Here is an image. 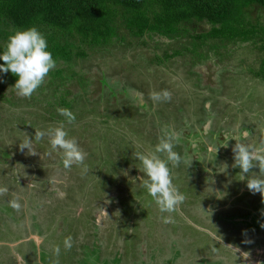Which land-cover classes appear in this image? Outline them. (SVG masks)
Instances as JSON below:
<instances>
[{
	"label": "rangeland",
	"instance_id": "rangeland-1",
	"mask_svg": "<svg viewBox=\"0 0 264 264\" xmlns=\"http://www.w3.org/2000/svg\"><path fill=\"white\" fill-rule=\"evenodd\" d=\"M252 15L264 24V8L256 6ZM191 28L196 33L208 25ZM119 33L124 38L103 49L70 38L78 85L68 83L71 90L77 86L69 104L57 101L60 77L52 73L43 82L46 87L26 98L13 88L16 76L0 72V186L9 188L0 196V264H264L260 219L244 215L255 226L238 224L246 233L256 228L255 235L223 231L230 229L232 192H239L241 207L251 192L247 176L259 175L260 168L242 174L233 167L235 139L219 146L227 142L226 135H247L251 147H264V81L253 74L264 56L261 43L221 44L218 54L200 60L203 67L195 72L191 51L160 63L155 55L163 54V44L158 48L154 40L134 37L125 27ZM191 39L167 43L176 49ZM80 50L86 54L80 56ZM200 74L210 79L202 78L197 86L191 76ZM162 90L171 99L153 102L149 94ZM61 107L75 113V122L65 127L87 153L84 164L71 169L63 168L47 137L33 141L35 155L19 147L28 135L34 139L36 129L64 121L57 112ZM165 126L181 135L179 145L190 143L174 150L193 159L189 168L181 164L172 169L186 199L167 224L163 217L169 214L132 183L133 177L140 183L144 176L134 153L154 150ZM13 194L19 198L18 211L9 203ZM108 201L121 211L108 214L103 205ZM100 227L106 238L93 233ZM69 236L72 247L65 249ZM57 245L58 257L53 253ZM78 247L83 258L77 256Z\"/></svg>",
	"mask_w": 264,
	"mask_h": 264
},
{
	"label": "trees",
	"instance_id": "trees-1",
	"mask_svg": "<svg viewBox=\"0 0 264 264\" xmlns=\"http://www.w3.org/2000/svg\"><path fill=\"white\" fill-rule=\"evenodd\" d=\"M256 6L264 8V0H0V51L17 29H46L45 36L56 59V67L49 73L60 77V95L56 99L69 104L77 91V86L72 90L68 87L77 75L72 64L71 37L80 38L90 48L103 49L123 39L119 32L125 27L134 37L154 40L158 48L163 44V54L155 55L160 63L187 51L195 59H209L212 53L218 54L221 44L231 42H260L264 53V24L252 19ZM196 23L207 24L208 28L193 33L191 24ZM188 37H192L190 44L182 43L181 48L168 45ZM86 51L78 54L84 56ZM253 74L264 81V56Z\"/></svg>",
	"mask_w": 264,
	"mask_h": 264
},
{
	"label": "clouds",
	"instance_id": "clouds-1",
	"mask_svg": "<svg viewBox=\"0 0 264 264\" xmlns=\"http://www.w3.org/2000/svg\"><path fill=\"white\" fill-rule=\"evenodd\" d=\"M0 60L3 61L0 63V72H11L15 75L17 79L13 88L18 96L26 98L33 95L43 84L49 72L56 67V59L49 48L48 39L36 26L20 28L10 34L4 49L0 51ZM149 95L153 102L171 99V93L167 90L153 91ZM57 112L64 117V121H61L58 126L48 127L45 130L35 128L34 139L28 135L27 138L20 141L19 147L22 151L27 149L28 154L35 155L37 151L34 150L33 141H40L47 137L51 150L59 153L64 169H71L73 165H83L87 153L80 146L78 140L69 135L65 127L66 123L75 122L76 115L72 110L63 107L58 108ZM225 139L227 142L221 143L219 146L227 147L231 139L236 141L232 149L234 153L233 167H238L242 174H249L251 169L259 166V175L247 176V187L253 194L260 193L264 196V147H251L246 143L247 135H226ZM180 141L181 135L175 129L165 126L161 129V135L154 150L134 153V157L139 161L137 167L144 173V176L140 178V183H136V178L133 177L132 183L140 184L158 206L159 211L169 214L163 217V222L166 224L173 222L171 214L176 212L186 199L185 194L174 183L172 169L181 164H185L189 168L193 161V159L188 161L174 150ZM243 176L245 177V175ZM7 193H9V188L0 186V196ZM60 196L62 197L63 193H60ZM9 203L17 211L21 207L19 198L14 194ZM63 246L65 249H71L72 238L70 236L64 239ZM60 252L59 245L53 248V253L57 257Z\"/></svg>",
	"mask_w": 264,
	"mask_h": 264
},
{
	"label": "flooded vegetation",
	"instance_id": "flooded-vegetation-1",
	"mask_svg": "<svg viewBox=\"0 0 264 264\" xmlns=\"http://www.w3.org/2000/svg\"><path fill=\"white\" fill-rule=\"evenodd\" d=\"M199 49V48H198ZM200 50V49H199ZM187 53V52H186ZM194 60H195V62H194V66H193V71H195V72H200L201 71V69H202V67H201V63L199 62L200 60H198L197 58L195 59V58H193ZM198 61V62H197ZM217 64V63H216ZM201 67V68H200ZM192 77V79H193V82L195 83H197V86H199V81L202 79V78H204V77H206L204 74H200V76H191ZM221 77V76H220ZM207 79H210V78H208V77H206ZM206 86V85H205ZM198 88V87H197ZM138 109V108H137ZM139 111H140V107H139ZM141 112V111H140ZM155 112H158V110L157 111H155ZM177 115V114H176ZM169 122H173V120L171 119ZM184 144H185V142H184ZM183 144V146L186 148H188L189 147V144L190 143H188V144H185L184 145ZM202 144V148H204V143L202 142L201 143ZM178 146H180V148L181 147H183L182 145H179L178 144ZM197 163V162H196ZM195 163V164H196ZM222 193H225V191H222ZM232 194L234 195H236V196H232V198H231V201L229 200V202H228V204H227V209H228V211H230L229 212V215H228V217L227 218H229L230 219V223H229V225H230V229H228V231H226V229L224 228L223 229V231L224 232H226L227 234H229L230 236H231V232H236L237 234H243L244 232H243V230L240 228V226L238 225V224H242L243 226H245V225H252V226H255V224H253V223H251L250 222V219L249 220H246V219H243L244 217V215H246L247 217L248 216H250V217H253V218H255L256 219V217H257V219H260L261 221H262V223L264 224V215H263V211H264V202H262L260 199H258L257 198V196H254V195H252V193H250V196H251V198H250V196L248 197V192L246 193V198H250V199H253V201H249L248 200V203H245V202H243L242 204H241V207H238L237 208V204H238V202H236V200L238 201L239 200V198H238V194H239V192H237V191H233L232 192ZM223 195H226V194H223ZM53 201V200H52ZM51 201V202H52ZM50 202V203H51ZM103 205L105 206L104 207V209H106V211L108 212V214L109 213H112V211H114V210H117V211H121V209L120 208H118V206H115L114 205V203H112L111 201L109 202H107V203H103ZM121 207V206H120ZM203 207V209H204V205L202 206ZM230 207H231V210H230ZM236 208V209H235ZM103 212H105V211H103ZM242 213H244V214H242ZM259 214H260V216L261 217H259ZM218 220H221V219H218ZM119 224V223H118ZM118 224H116L117 226H118ZM104 227H106V226H104ZM93 228H95V226H93ZM256 229V228H255ZM255 229H253L252 228V231H249L248 233H247V235H255L256 233H258V230H255ZM118 230V229H117ZM93 233H95L96 235H100V234H102L101 236L104 238H106V235L107 234H103V231H102V228L100 227V230H98V229H96V230H93ZM92 233V234H93ZM95 235V236H96ZM34 236L35 235H32L31 234V238L33 237L34 238ZM41 237V236H40ZM96 237H100V236H96ZM38 240V239H37ZM39 243V242H38ZM228 244H229V242H228ZM40 246H42V245H40ZM83 248L85 249V247L83 246ZM86 250V249H85ZM83 251L84 250H82L81 249V247H78V249H77V251H76V253H77V256H78V258H83L81 255L83 254ZM253 253V252H252ZM251 255V254H250ZM99 256H100V261H101V253H99ZM260 258V257H259ZM250 259H251V256H250ZM84 260H86V258H84ZM263 262V261H262ZM261 262V263H262ZM89 263H91L90 262V260H89Z\"/></svg>",
	"mask_w": 264,
	"mask_h": 264
},
{
	"label": "crops",
	"instance_id": "crops-1",
	"mask_svg": "<svg viewBox=\"0 0 264 264\" xmlns=\"http://www.w3.org/2000/svg\"><path fill=\"white\" fill-rule=\"evenodd\" d=\"M248 191V190H247ZM250 192V191H249ZM251 193V192H250ZM256 196H257V198L258 199H260L262 202H264V200L262 199L263 197L262 196H260V195H258V194H255ZM234 196H236L235 194L233 195V197ZM248 200H249V198H245V203H248ZM244 202V201H243ZM264 208V207H263ZM264 212V211H263ZM263 215H264V213H263ZM259 217H261L260 216V214H259ZM245 234H247L246 232H244ZM260 246H263V245H260ZM260 264V263H259Z\"/></svg>",
	"mask_w": 264,
	"mask_h": 264
},
{
	"label": "water",
	"instance_id": "water-1",
	"mask_svg": "<svg viewBox=\"0 0 264 264\" xmlns=\"http://www.w3.org/2000/svg\"><path fill=\"white\" fill-rule=\"evenodd\" d=\"M34 238L37 240L38 236L35 235Z\"/></svg>",
	"mask_w": 264,
	"mask_h": 264
}]
</instances>
